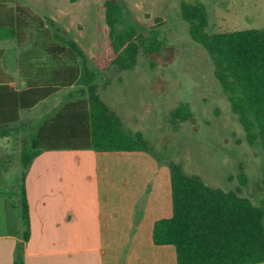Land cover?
I'll list each match as a JSON object with an SVG mask.
<instances>
[{
	"label": "trees",
	"instance_id": "obj_1",
	"mask_svg": "<svg viewBox=\"0 0 264 264\" xmlns=\"http://www.w3.org/2000/svg\"><path fill=\"white\" fill-rule=\"evenodd\" d=\"M105 7L108 49L101 58L94 57V67L75 40L51 29L52 21L21 2L0 0V42L15 39L23 49L17 67L24 81L20 90L11 85L20 79L7 71L6 50L0 47V138L25 128L22 111L76 85L81 92L80 97L43 118L30 138L27 134L22 137V183L18 200L10 196L20 217L15 264H25L24 249L31 236L25 178L36 157L47 150H150L145 135L126 130L121 118L102 99L99 72L112 67L131 70L142 50L152 56L163 48V40L155 28L149 35L133 24L119 28L123 7L116 0H107ZM181 13L193 40L211 56L215 75L239 115L249 143L259 140L264 148V27L209 33L208 7L200 0H182ZM164 22L163 17L156 16L152 27ZM29 40L34 41V47H27ZM38 52L40 60L34 61ZM192 117L188 104H180L170 115L173 124ZM169 167L173 215L155 222L154 242L173 245L177 264L264 263V200L256 205L241 194L240 188H215L200 176L186 173L176 162H170ZM240 178L245 185L246 174Z\"/></svg>",
	"mask_w": 264,
	"mask_h": 264
},
{
	"label": "rangeland",
	"instance_id": "obj_2",
	"mask_svg": "<svg viewBox=\"0 0 264 264\" xmlns=\"http://www.w3.org/2000/svg\"><path fill=\"white\" fill-rule=\"evenodd\" d=\"M16 1L52 21V30L75 40L91 66L95 67V56L101 58L106 53L107 0ZM116 1L123 7L119 28L133 24L146 35L155 28L164 44L152 56L142 50L136 67L131 70L116 67L104 72L98 70L102 99L121 118L126 130L145 135L150 150L127 154L108 152L98 154L100 156H95L92 150L90 153L84 150L86 154H82L81 162L75 161L74 156L69 159L67 164H73L72 170L65 162L62 169L48 174L49 184L60 185L56 187L61 190L65 182H75L81 197L94 195L92 189L96 182L102 185V192H110L111 197L115 194L114 188L120 181L124 184L125 179H130L132 184H145L147 190L137 203L131 238L142 219L149 189L156 177L154 172L163 168L171 175L170 162L180 164L190 175L200 176L209 186L227 191L240 188L242 195L260 205L264 200V148L259 140L249 143L239 115L215 75L211 56L190 35V25L181 13L182 0ZM156 16L163 17L165 22L152 27ZM222 17L214 11L210 14L209 33L264 27V15L257 12L227 13L224 19ZM26 45L34 47V41L29 40ZM0 47L6 50V68L20 79L17 60L23 49L15 39L0 42ZM40 52L33 57L34 61L40 60ZM106 80H109L108 85ZM15 85L18 87V83ZM80 96L78 85L63 90L35 110L24 112L25 128L0 138V193L18 200L24 172L21 164L23 135L30 138L29 134L35 133L43 118ZM180 104H188L193 117L173 124L171 112ZM243 173L247 176L245 185L240 180ZM124 174L126 178L122 179ZM60 177L64 178L63 183ZM132 184L130 190H133ZM124 259L123 256L122 264Z\"/></svg>",
	"mask_w": 264,
	"mask_h": 264
},
{
	"label": "crops",
	"instance_id": "obj_3",
	"mask_svg": "<svg viewBox=\"0 0 264 264\" xmlns=\"http://www.w3.org/2000/svg\"><path fill=\"white\" fill-rule=\"evenodd\" d=\"M200 1L207 5L209 15L214 11L223 15V19L227 13L237 15L244 11L264 15V0ZM11 85L20 90L24 81L20 79ZM62 91L31 110L22 111L21 120L24 112L35 110ZM84 150L90 153L92 149L47 150L34 159L25 179L31 219V236L24 249L25 264H122L123 256L124 264H177L175 247L158 245L153 238L155 222L173 215L168 171L158 168L154 172L156 177L151 183L142 219L131 238L136 206L147 190L145 184H132L130 179H125L124 184L120 181L114 188L112 197L110 192H102L98 182L91 197H81L75 182H65L63 190H58L57 184H49L48 174L62 169L65 162L72 170L73 164H67L69 159L74 156L75 161L81 162ZM92 151L95 156L108 153ZM137 152L142 151L116 153ZM60 180L65 181L62 177ZM131 184L133 190H130ZM19 228L20 217L12 198L0 193V264H15Z\"/></svg>",
	"mask_w": 264,
	"mask_h": 264
}]
</instances>
